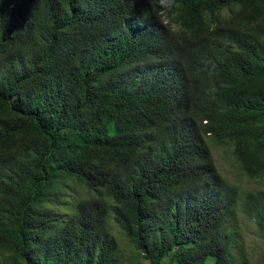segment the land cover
Returning <instances> with one entry per match:
<instances>
[{
  "label": "trees",
  "instance_id": "obj_1",
  "mask_svg": "<svg viewBox=\"0 0 264 264\" xmlns=\"http://www.w3.org/2000/svg\"><path fill=\"white\" fill-rule=\"evenodd\" d=\"M209 142L264 180V0H0V264H244Z\"/></svg>",
  "mask_w": 264,
  "mask_h": 264
},
{
  "label": "rangeland",
  "instance_id": "obj_2",
  "mask_svg": "<svg viewBox=\"0 0 264 264\" xmlns=\"http://www.w3.org/2000/svg\"><path fill=\"white\" fill-rule=\"evenodd\" d=\"M209 147L218 170L228 182L236 185L242 191L264 188V180L249 178L237 167L232 156L231 143L215 145L209 142ZM75 189L70 193V197L87 194L86 188L83 186L79 185ZM238 221L239 242L245 258L244 264H264V240L259 236L254 223L244 216H239ZM109 226L119 243L120 264H145L146 261L143 258L135 257V248L111 219Z\"/></svg>",
  "mask_w": 264,
  "mask_h": 264
}]
</instances>
